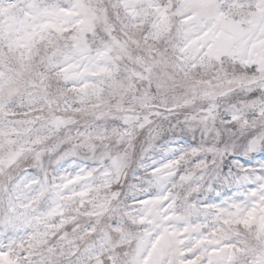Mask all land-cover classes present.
Instances as JSON below:
<instances>
[{
  "label": "clouds",
  "instance_id": "9594fccd",
  "mask_svg": "<svg viewBox=\"0 0 264 264\" xmlns=\"http://www.w3.org/2000/svg\"><path fill=\"white\" fill-rule=\"evenodd\" d=\"M0 251L264 264V0H0Z\"/></svg>",
  "mask_w": 264,
  "mask_h": 264
},
{
  "label": "snow or ice",
  "instance_id": "6c2138e0",
  "mask_svg": "<svg viewBox=\"0 0 264 264\" xmlns=\"http://www.w3.org/2000/svg\"><path fill=\"white\" fill-rule=\"evenodd\" d=\"M251 218L252 213H249L248 219H246L244 222L248 223ZM0 264H12V261L8 258V253L0 251ZM184 264H196V262L192 259H188L184 261Z\"/></svg>",
  "mask_w": 264,
  "mask_h": 264
}]
</instances>
